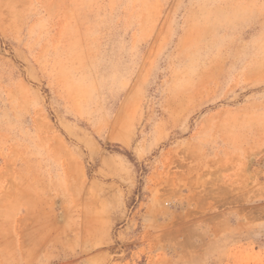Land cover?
I'll return each instance as SVG.
<instances>
[{
    "label": "rangeland",
    "instance_id": "374dc122",
    "mask_svg": "<svg viewBox=\"0 0 264 264\" xmlns=\"http://www.w3.org/2000/svg\"><path fill=\"white\" fill-rule=\"evenodd\" d=\"M0 264H264V0H0Z\"/></svg>",
    "mask_w": 264,
    "mask_h": 264
},
{
    "label": "bare ground",
    "instance_id": "6f19581e",
    "mask_svg": "<svg viewBox=\"0 0 264 264\" xmlns=\"http://www.w3.org/2000/svg\"><path fill=\"white\" fill-rule=\"evenodd\" d=\"M130 98H131V97H130ZM127 102H128V101H127ZM129 102H131V100H130ZM127 108H128V107L126 106V108H124V109H127ZM124 109H123V110H124ZM122 112H123V111H122ZM124 112H126V111H124Z\"/></svg>",
    "mask_w": 264,
    "mask_h": 264
}]
</instances>
